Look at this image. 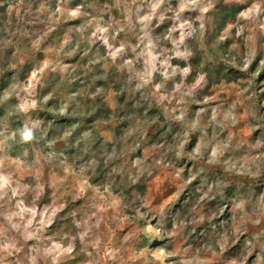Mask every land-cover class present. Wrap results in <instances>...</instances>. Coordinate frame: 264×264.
<instances>
[{"label":"rangeland","instance_id":"rangeland-1","mask_svg":"<svg viewBox=\"0 0 264 264\" xmlns=\"http://www.w3.org/2000/svg\"><path fill=\"white\" fill-rule=\"evenodd\" d=\"M261 73L264 0H0V264H264Z\"/></svg>","mask_w":264,"mask_h":264},{"label":"trees","instance_id":"trees-1","mask_svg":"<svg viewBox=\"0 0 264 264\" xmlns=\"http://www.w3.org/2000/svg\"><path fill=\"white\" fill-rule=\"evenodd\" d=\"M233 9L231 8H222L220 11L219 16H217V26L218 31H222L226 27V23L231 17L233 16ZM209 78L211 79H228L231 80L233 77L230 76L231 71H226L224 68H217L215 65H212V67H209ZM22 76V75H21ZM264 76V73H261L259 77ZM213 82V81H211ZM214 83V82H213ZM212 83V84H213ZM4 110H9V105L3 106ZM99 112H102L104 114L107 113L105 109H101ZM11 115L7 116L8 122L13 123V119L10 117ZM13 116V115H12ZM14 117V116H13ZM15 118V117H14ZM98 117L96 114L90 116L86 119L85 125L88 126V124L96 123L98 121ZM76 133V132H75ZM14 139L16 142H18V138L20 137L21 133L19 130L14 129ZM193 198V197H191ZM50 190H46V194L44 195L42 199V203H39V206L48 205L50 203ZM82 201H73L72 199H68L65 205V208L57 213V215L54 218L53 224L50 227V230L46 233L48 236H53L56 241H58L63 247H73V255H70L68 258V261L66 264H79L80 262L85 260L84 251L82 248V244L80 241V232L75 227V221L79 220L82 213L83 208L81 207ZM181 210L186 211L189 208L186 206L184 207L181 205ZM141 221L140 224L142 225L143 230L145 231L147 228V221L145 218L140 217ZM153 224V223H151ZM171 226V222L168 224V227ZM156 229L161 231V228L159 225H155ZM162 233L159 234H153V233H147L144 237V239H141L139 242H137L136 250L137 252L142 251H150L151 253L157 252L164 247H160L163 244V239L159 237ZM168 264H177V261L174 259L168 260Z\"/></svg>","mask_w":264,"mask_h":264},{"label":"clouds","instance_id":"clouds-1","mask_svg":"<svg viewBox=\"0 0 264 264\" xmlns=\"http://www.w3.org/2000/svg\"><path fill=\"white\" fill-rule=\"evenodd\" d=\"M23 138L25 139V140H30L31 138H32V133H31V131L29 130V131H26L24 134H23Z\"/></svg>","mask_w":264,"mask_h":264}]
</instances>
